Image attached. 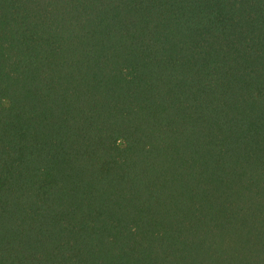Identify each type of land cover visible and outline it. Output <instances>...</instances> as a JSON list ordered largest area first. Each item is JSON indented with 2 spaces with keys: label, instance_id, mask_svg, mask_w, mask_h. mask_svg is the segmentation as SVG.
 I'll return each instance as SVG.
<instances>
[{
  "label": "trees",
  "instance_id": "16d2710c",
  "mask_svg": "<svg viewBox=\"0 0 264 264\" xmlns=\"http://www.w3.org/2000/svg\"><path fill=\"white\" fill-rule=\"evenodd\" d=\"M0 264H264V0H0Z\"/></svg>",
  "mask_w": 264,
  "mask_h": 264
}]
</instances>
